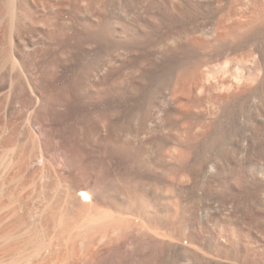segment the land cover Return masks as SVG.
Returning a JSON list of instances; mask_svg holds the SVG:
<instances>
[{
  "label": "rangeland",
  "instance_id": "374dc122",
  "mask_svg": "<svg viewBox=\"0 0 264 264\" xmlns=\"http://www.w3.org/2000/svg\"><path fill=\"white\" fill-rule=\"evenodd\" d=\"M97 1L90 22L63 13L28 30L25 64L0 10V139L13 137L18 200L5 224L29 242L60 229L129 233L85 264H158L170 241L193 264H264V0ZM106 12L107 38L96 19ZM161 81L170 105L148 95Z\"/></svg>",
  "mask_w": 264,
  "mask_h": 264
},
{
  "label": "bare ground",
  "instance_id": "6f19581e",
  "mask_svg": "<svg viewBox=\"0 0 264 264\" xmlns=\"http://www.w3.org/2000/svg\"><path fill=\"white\" fill-rule=\"evenodd\" d=\"M96 1L97 0H66V1H64V0H0V10H5V13H7V15H5L6 17H8V22H9V33H10V37H11V39H12V46H13V51H14V53H15V55L20 59V60H22L23 61V52H24V48L26 47V46H29V45H32L33 44V41L31 40V39H28L25 35L27 34V31L28 30H33V31H35V32H37V30H39V28L41 27L42 29L45 27L46 28V26H53V25H57V23H58V18H59V16L61 15V14H63V13H65V14H67V15H69L70 17H79V15H81V14H84L85 16H84V18H86V20L85 21H87V22H90L91 21V19H92V16H93V11H94V6H95V3H96ZM99 1V0H98ZM98 1H97V3H98ZM104 1V0H103ZM105 1H107V0H105ZM83 2H85V5H88L90 8L89 9H87V10H85V11H83L84 9V6H83ZM105 11V10H104ZM104 14V13H103ZM103 14H101L100 16L99 15H97V17H96V19L97 20H99L100 21V23H101V26H102V30H103V34H104V36H105V38H107L108 36H110L109 34H111L110 32H111V26H112V22H111V20H110V18H109V12L107 13H105L104 15ZM43 32H44V30H43ZM21 61V62H22ZM24 62V64L26 63L25 61H23ZM107 69H108V63L105 61V62H103L102 64H101V68L99 69L102 73H104V72H106L107 71ZM29 75L31 76V73H29ZM155 80V79H154ZM154 80H152L151 82H150V86L151 85H153V82H154ZM155 84V83H154ZM158 84H159V82H158ZM161 86L163 85V83H162V81H161V84H160ZM33 86V88H31L34 92H36V93H38V95H39V98L38 99H33V97L30 95V96H28V104L31 106V108L32 107H35L36 108V106H37V104H38V101L40 102V100H42L41 99V97H42V95H41V93H40V91H39V87H37L35 84H33L32 85ZM157 86H159V85H157ZM155 87V86H154ZM23 88V87H22ZM151 88H153V87H151ZM158 88V87H157ZM161 89L160 90H158L157 91V93H156V91L155 90H150V91H152V92H150V94H148V95H150L149 97L152 99L153 97H154V100H155V96H154V94L156 95V96H159V97H161V98H163V99H165L167 102H168V104L170 105V99H169V97H168V95H167V89H166V86L164 85V87L162 86V87H160ZM12 89V88H11ZM20 89V88H19ZM19 89L17 88V89H14V87H13V89H12V98H13V100H14V98L17 96V94H18V91H19ZM154 89H156V88H154ZM159 89V88H158ZM149 91V90H148ZM152 93H154V94H152ZM43 98V97H42ZM43 102V101H42ZM40 109V108H39ZM13 136V135H12ZM1 138V137H0ZM10 138H13V137H6V138H3V139H0V169L1 168H3L2 170H0L1 172H0V193H1V195H6V196H4V199L3 198H1V196H0V264H85L86 263V260L90 257V256H92V253H94L93 251H94V249H95V247H97V248H99L98 246H105V245H107V247H108V245L110 244V243H114V241H112V236H113V234L115 233V235H116V233L119 231V230H117V232H116V230H115V232L113 233L112 231H111V229L109 230V229H96V230H90V229H83L84 231H82V233L81 234H91L90 235V238L91 239H88L89 241H90V245H89V242H88V244H87V242H86V244L84 245V246H82V248L81 247H79V249L78 248H76L77 246H76V244L74 243L76 240H75V238H77V237H75L76 235H79V236H81V234H80V232H76L75 230H72L75 234H71V232L69 231V230H67L68 231V233H65V235L67 234V236H66V238H65V236H64V232L62 233V231H64V230H61L60 229V232L62 233V236L60 235L61 233H57L58 235H56V236H58V237H64L63 238V240H65V242L64 243H69L68 244V246L70 247L71 246V252H72V254L70 253V255H72V259H69L68 258V256L67 257H64V256H62V254H64V253H66V252H64V253H62V251L60 250V249H63L62 247H61V244L59 245V246H55V245H57V244H59V243H57V241H55V235H51V236H49V237H45V236H47V234L43 237H41V236H38V235H40V234H37V233H35V236L37 235L38 236V238H37V236L35 237V238H37V239H31L30 241L31 242H29L28 240H29V238H28V240H26L27 239V236H26V239H24L25 238V236L24 235H22V233L24 232V231H26L25 229L22 231V233H21V235L22 236H24V238L22 239L23 240V242H22V240H19V238H18V236L20 237L21 235H18V236H14V235H16V231L17 230H14V229H10V226H9V228L7 227L9 224L12 226V218H14L13 217V213H15V211H17V210H15L14 208H13V205H15L16 203V201H18V200H16L17 198H16V196L14 197L13 195H15V194H13L14 193V190H13V188L11 189V186H9V184L15 179L13 176H11V175H14V174H10V172H12V171H14V169L12 170L11 169V165H12V162H11V160L13 159L12 157H10V155H9V153L11 152V154H13L12 153V151H13V147H14V145H11L13 142L10 140ZM15 142V141H14ZM14 144V143H13ZM14 155V154H13ZM18 155V154H17ZM17 155H15V156H17ZM9 156V157H8ZM12 156V155H11ZM8 160V161H6L5 162V160ZM15 159V158H14ZM19 160V159H18ZM13 161V163H15L16 161H14V160H12ZM4 163H6V165H4ZM19 163V162H18ZM16 166V165H15ZM14 166V167H15ZM14 167H12V168H14ZM18 169H19V167H18ZM18 169H17V171H18ZM8 170H12V171H8ZM20 170V169H19ZM9 172V173H8ZM15 172V171H14ZM22 172V171H21ZM32 172V171H31ZM39 172V171H38ZM37 172V173H38ZM18 173L19 172H17L16 174L18 175ZM10 174V176H8ZM45 174V173H44ZM16 175V176H17ZM21 175V174H20ZM19 175V176H20ZM43 175V174H42ZM8 176V177H7ZM13 178V180L10 182L9 180H8V178ZM21 177V176H20ZM34 177H35V175H34ZM33 177V178H34ZM10 178V179H11ZM41 178H43V177H41ZM36 179V178H35ZM46 179V178H45ZM30 180H32V179H30ZM38 180V179H37ZM14 181H16V180H14ZM13 181V182H14ZM18 181V180H17ZM25 181V180H24ZM23 181V182H24ZM39 181V180H38ZM23 182H22V184H23ZM27 182V181H26ZM30 182V181H29ZM46 182V181H45ZM48 182V181H47ZM46 182V183H47ZM32 183V182H31ZM37 183H39V182H37ZM50 183V182H49ZM14 184V183H13ZM13 184H11L12 186H14ZM30 184V183H29ZM43 184V183H42ZM41 185V184H40ZM52 185V184H51ZM25 186V185H24ZM28 186V185H27ZM32 186V185H31ZM34 186H35V182H34ZM56 186V185H55ZM40 187V186H39ZM52 187V186H51ZM50 187V188H51ZM16 188H17V185H16ZM23 188V187H22ZM26 187H24V189H25ZM28 189H29V187H27ZM32 188V187H31ZM30 188V189H31ZM35 188V187H34ZM44 188V187H43ZM38 189V188H37ZM47 189V188H46ZM53 189V188H52ZM43 190V189H42ZM44 190H45V188H44ZM55 190V189H54ZM16 191V190H15ZM25 191V190H24ZM23 190H22V192H24ZM28 191V190H27ZM53 191V190H52ZM56 191H57V189H56ZM56 191H55V194H56ZM72 191V190H71ZM20 192H21V190H20ZM32 192V191H31ZM40 191H38V193H39ZM42 192V191H41ZM51 192V191H50ZM69 192V191H68ZM26 193V192H25ZM37 193V192H36ZM42 193H44V192H42ZM73 193V192H72ZM17 194H18V191H17ZM30 193H28V195H29ZM33 194V193H32ZM53 194V193H52ZM60 194V193H59ZM67 194V193H66ZM64 195V194H63ZM73 195V194H72ZM75 195V194H74ZM26 196V195H25ZM47 196V195H46ZM57 196H58V194H57ZM77 196H78V198H80V200H87V199H89V193H87L86 191H84L83 189L82 190H79L78 192H77ZM19 197H21L20 195H19ZM18 197V198H19ZM28 197V196H27ZM35 197V196H34ZM52 197V196H51ZM55 197V196H54ZM60 197V196H59ZM62 197V196H61ZM65 197H66V195H65ZM73 197V196H72ZM16 198V199H15ZM24 198V197H23ZM30 198V197H29ZM32 198V197H31ZM39 198V197H38ZM47 198V197H46ZM46 198H44V199H46ZM50 198V197H49ZM58 198V197H57ZM21 199V198H20ZM76 199V198H75ZM74 199V200H75ZM32 200V199H31ZM30 200V201H31ZM36 200L38 201V199L36 198ZM49 199H47L46 201H48ZM55 200V199H54ZM54 200H51L52 202L54 201ZM58 200V199H57ZM65 201H66V199H64ZM20 202V201H19ZM25 202H26V200H25ZM29 202V201H28ZM55 202V201H54ZM27 203V202H26ZM44 203V202H43ZM22 205H23V203H21ZM20 204V205H21ZM56 204V203H55ZM58 204V203H57ZM18 205V204H17ZM27 205V204H26ZM48 205V204H47ZM88 205V204H87ZM32 206V205H31ZM37 205H35V207H36ZM63 206V205H62ZM86 206V205H85ZM24 207V206H23ZM29 207V206H28ZM41 207V206H40ZM47 207H49L50 208V206H47ZM52 207V206H51ZM56 207V206H55ZM58 207V206H57ZM92 207V206H91ZM16 208H18V207H16ZM46 208V206L44 205V209ZM54 208V207H53ZM87 208H89V207H87ZM30 209V208H29ZM34 209V208H33ZM33 209H30V210H33ZM39 209V208H38ZM48 209V208H47ZM56 209V208H55ZM58 209V208H57ZM59 209H60V207H59ZM164 209H166V210H171V207H170V205L169 204H167L166 203V205H165V207H164ZM13 210H15V211H13ZM42 210V209H41ZM51 210H53V209H51ZM51 210H49L48 209V212H50ZM62 210V209H61ZM90 210V209H89ZM12 211H13V213H12ZM28 211V210H27ZM36 211V210H35ZM58 211V210H57ZM60 211V210H59ZM93 211V210H92ZM18 212H20V211H18ZM24 212V211H23ZM34 212V211H33ZM39 212H41V211H39ZM42 212H44V211H42ZM46 212V211H45ZM44 212V213H45ZM55 212H56V210H55ZM61 212V211H60ZM96 212V211H95ZM94 212V213H95ZM99 212V211H98ZM101 213H103L102 211H100ZM30 214H31V212H29ZM52 213V212H51ZM90 213H92V212H90ZM97 213V212H96ZM107 213V212H106ZM27 214V213H26ZM30 214H28V215H30ZM48 214V213H47ZM98 214V213H97ZM104 214V213H103ZM18 215V214H17ZM25 215V214H24ZM35 215V214H34ZM38 215V214H37ZM40 215V214H39ZM92 215V214H91ZM94 215V214H93ZM106 215H108V214H106ZM14 216H16V214L14 215ZM47 216V215H46ZM53 216H54V212H53ZM53 216H51V219H52V217ZM60 216H61V214H60ZM59 216V218L61 219V217ZM63 216V215H62ZM11 217V218H10ZM17 217V216H16ZM24 217V216H23ZM26 217V216H25ZM36 217V216H35ZM39 217V216H38ZM41 217H42V215H41ZM44 217V216H43ZM55 217V216H54ZM91 217V216H90ZM89 217V218H90ZM93 217V216H92ZM96 217H98V215L96 216ZM107 217V216H106ZM106 217H102L103 219L104 218H106ZM109 217V216H108ZM8 218H10L11 219V222H10V219H9V222L10 223H8V225H6L7 224V221H8ZM74 218V217H73ZM7 219V221L5 222V220ZM40 219V218H39ZM43 219V218H42ZM49 219H50V216H49ZM74 219H76V218H74ZM98 219V218H97ZM97 219H96V221H97ZM20 220H22V219H20ZM25 220V219H24ZM29 220V219H28ZM27 220V221H28ZM54 220H56L55 218H54ZM62 220H63V218H62ZM101 220V219H100ZM46 221V220H45ZM76 221V220H75ZM90 221H92V218H91V220ZM29 222V221H28ZM54 222V221H53ZM61 222V221H60ZM63 222V221H62ZM74 222V221H73ZM93 222V221H92ZM6 223V224H5ZM40 223V222H39ZM38 223V224H39ZM57 223H58V220H57ZM56 223V224H57ZM13 224H15V221L13 222ZM56 224H55V226H56ZM4 225H6V226H4ZM16 225V224H15ZM40 225V224H39ZM38 225V226H39ZM14 226V225H13ZM12 226V227H13ZM22 226V225H21ZM3 227H7V228H4V229H1V228H3ZM39 227H41V226H39ZM61 227V226H60ZM14 228V227H13ZM56 228H59V227H56ZM62 228V227H61ZM17 229H18V227H17ZM15 232H14V231ZM21 230V229H20ZM53 230V229H52ZM55 230V229H54ZM78 230H80L81 231V229H78ZM113 230V229H112ZM27 231H28V229H27ZM34 231V230H33ZM37 231V230H36ZM35 231V232H36ZM41 231H42V229H41ZM44 231V230H43ZM48 231V230H47ZM51 231V230H50ZM67 231H65V232H67ZM114 231V230H113ZM124 231V230H123ZM123 231H122V233H123ZM127 231V230H126ZM14 232V233H13ZM18 232H20V231H18ZM31 232V231H30ZM39 232V231H38ZM46 232V231H45ZM55 232V231H54ZM34 233V232H33ZM48 233H49V231H48ZM56 233V232H55ZM121 233V231H119V235H123ZM125 233V232H124ZM133 233V232H132ZM18 234V233H17ZM25 234V233H24ZM30 234V233H29ZM51 234V233H50ZM49 234V235H50ZM85 234V235H86ZM118 234H117V236H115L114 237V239L116 240L117 238L116 237H118ZM126 234V233H125ZM124 234V235H125ZM127 234H129V233H127ZM127 234H126V238H127ZM131 234V233H130ZM27 235V234H26ZM31 235H32V233H31ZM75 235V236H74ZM123 235V236H124ZM21 236V237H22ZM89 236V235H88ZM87 236V237H88ZM134 236V235H133ZM164 236V235H163ZM165 236H167V235H165ZM17 237V239L16 240H18V243H17V241L15 240V238ZM29 237H30V235H29ZM32 237H34V236H32ZM40 237V238H39ZM59 238L58 239V241L60 240L61 241V239L62 238ZM72 237H75L74 238V240L72 239ZM82 237V236H81ZM84 237V236H83ZM122 237V236H121ZM120 237V238H121ZM12 238H14V240H15V242H14V240L12 239ZM55 238V239H54ZM119 238V237H118ZM124 238V237H123ZM122 238V239H123ZM125 238V239H126ZM129 238V237H128ZM133 238V237H132ZM170 238V237H169ZM79 239V238H78ZM121 239V240H122ZM24 240H26L25 242H24ZM32 240H34V241H32ZM79 240H81V239H79ZM78 240V241H79ZM82 240H83V238H82ZM120 240V239H119ZM128 240V239H127ZM20 241H21V243H20ZM28 241V242H27ZM74 241V242H73ZM123 241V240H122ZM126 241V240H125ZM61 242H63V241H61ZM81 242V241H80ZM83 242V241H82ZM67 243H66V246H67ZM71 244V245H70ZM75 244V245H74ZM81 245V244H80ZM82 245H83V243H82ZM87 245V247H85ZM74 246H76L75 248H76V252L74 251ZM113 246V245H112ZM56 247L58 248H60V249H57L56 250ZM84 247V248H83ZM106 247V246H105ZM67 248V247H66ZM113 248V247H112ZM77 249H78V251H77ZM58 250H60V251H58ZM65 250V249H64ZM63 250V251H64ZM165 250H166V253H165V255H166V257H165V259L163 260V261H160V263H158V264H174L175 263V261H174V257L176 256V257H178L179 258V260H181L183 263H181V264H193L191 261H190V258L193 256V252H191V250H189V248L187 249L186 247H184V246H182V245H178L177 243H174V242H168L167 243V245H166V247H165ZM112 251H113V249H112ZM96 252V251H95ZM111 252V251H110ZM60 253H62L61 255H60ZM101 253H103V252H101ZM107 253V252H106ZM112 253V252H111ZM126 253V252H125ZM138 253V252H137ZM121 254V253H120ZM66 255H67V253H66ZM93 255H95V254H93ZM99 255V254H98ZM131 255V254H130ZM126 256V255H125ZM195 256V255H194ZM96 257H98V256H96ZM95 257V258H96ZM66 258H68V259H66ZM130 258V257H129ZM90 259H91V257H90ZM160 260V259H159ZM88 261V260H87ZM126 261V260H125ZM90 262V261H89ZM119 262V261H118ZM133 262V261H132ZM206 263L205 264H209L207 261H205ZM88 263V262H87ZM119 264V263H118ZM128 264V263H127Z\"/></svg>",
  "mask_w": 264,
  "mask_h": 264
}]
</instances>
